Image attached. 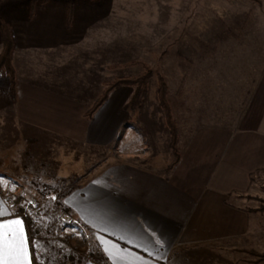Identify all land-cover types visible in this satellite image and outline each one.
<instances>
[{"label": "rangeland", "instance_id": "1", "mask_svg": "<svg viewBox=\"0 0 264 264\" xmlns=\"http://www.w3.org/2000/svg\"><path fill=\"white\" fill-rule=\"evenodd\" d=\"M0 18L15 26L19 75L53 90L62 88L71 97L92 102L106 80L136 75L146 66L161 73L180 149L203 128L237 125L246 107L255 105L258 92L251 102L253 91L264 85V0H0ZM181 85L184 94L179 96ZM157 86L153 75L147 93L126 109L135 87L117 89L111 98V143L105 146L23 125L21 134L16 125L0 128L12 137L0 150L1 168L22 173L21 206L52 228L32 239L37 264H76L94 253L93 237L57 202L70 207L69 194L104 165L126 161L170 175L166 166L173 157ZM257 173L241 200L254 222L252 238L242 244L244 250L212 249L211 259L264 264V170ZM43 186L57 191L41 199ZM33 199L35 208L27 205Z\"/></svg>", "mask_w": 264, "mask_h": 264}, {"label": "crops", "instance_id": "2", "mask_svg": "<svg viewBox=\"0 0 264 264\" xmlns=\"http://www.w3.org/2000/svg\"><path fill=\"white\" fill-rule=\"evenodd\" d=\"M11 25L16 91L12 95L8 78L0 76V128L16 125L21 134L23 125L92 146L111 143V98L117 89L86 118V110L99 94L89 102L20 76L15 62L17 37ZM257 92L255 105L246 107L237 125L203 128L194 134L181 148L182 157L170 175L142 165L115 163L72 191L67 203L76 213L77 226L93 237V252H101L110 264H223L208 255L212 249L244 250L242 244L252 238L254 222L241 200L252 187L253 177L264 170V85L253 91L251 102ZM2 131L0 150L12 138ZM2 164L0 160V201L6 215L0 223L22 221L32 264H37L27 227L29 214L17 204L18 196H24L22 173L10 174ZM76 264L101 263L85 255Z\"/></svg>", "mask_w": 264, "mask_h": 264}, {"label": "trees", "instance_id": "3", "mask_svg": "<svg viewBox=\"0 0 264 264\" xmlns=\"http://www.w3.org/2000/svg\"><path fill=\"white\" fill-rule=\"evenodd\" d=\"M261 1V0H257ZM32 7H34V2H32ZM68 23L70 24L73 21V8L72 6L69 8L68 15ZM0 40H1V51H0V76H6L9 80V91L12 95L15 94L16 91V69L13 64V53L15 49V40L13 35V28L9 21L3 19L0 21ZM156 75L158 86H157V98L159 101L160 108L163 112L165 123L169 132V147L172 153V160L169 163L168 167H166V171L170 172L174 169V167L178 164L182 157V151L179 146V127L177 120L174 115V110L171 105L169 99V87L166 81V78L159 73L158 71H153L150 67H145L144 71L136 74V75H120L116 76L114 79H109L104 82V87L97 96V98L93 101V103L86 110L84 116L86 118H91L97 109L108 99L109 95L116 89L122 86H134V93L125 105V109L133 102L137 101L140 96L145 95L148 90V83L150 78ZM179 96L184 94V86L181 85L179 90L177 91ZM117 161H119L116 158ZM119 162H124L119 161ZM126 162V161H125ZM115 162H109L103 167L111 165ZM137 165V164H136ZM102 167V168H103ZM101 168V169H102ZM51 191H57L55 187L43 186L40 190H38V194L41 199L46 197V195ZM23 201V195H19L17 199V204L20 210H24L25 206H21ZM57 205L63 209L66 214H72L71 208L67 205H62L61 202H57ZM27 227L29 229V233L32 235V239L41 236H44L46 233L52 232V228L47 224L46 221L43 220H35L30 215L27 218ZM37 239V238H36ZM33 242V240L31 241ZM86 252V249H85ZM93 260L101 263V264H110L101 252L89 253L88 254ZM264 259V255H263ZM36 261V260H35Z\"/></svg>", "mask_w": 264, "mask_h": 264}, {"label": "snow or ice", "instance_id": "4", "mask_svg": "<svg viewBox=\"0 0 264 264\" xmlns=\"http://www.w3.org/2000/svg\"><path fill=\"white\" fill-rule=\"evenodd\" d=\"M5 215L6 209L0 201V217ZM0 262L2 264H32L28 238L20 219L0 223Z\"/></svg>", "mask_w": 264, "mask_h": 264}, {"label": "built area", "instance_id": "5", "mask_svg": "<svg viewBox=\"0 0 264 264\" xmlns=\"http://www.w3.org/2000/svg\"><path fill=\"white\" fill-rule=\"evenodd\" d=\"M29 207L31 206V208H35L36 207V205H37V202H36V200H30V201H28V204H27ZM26 210V209H25ZM23 215L24 216H26V212L24 211V213H23Z\"/></svg>", "mask_w": 264, "mask_h": 264}]
</instances>
